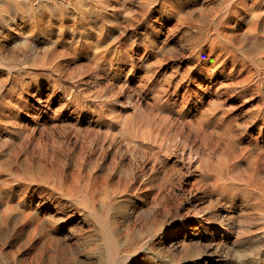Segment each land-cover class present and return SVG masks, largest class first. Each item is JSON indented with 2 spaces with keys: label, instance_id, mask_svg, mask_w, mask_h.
Masks as SVG:
<instances>
[{
  "label": "rangeland",
  "instance_id": "374dc122",
  "mask_svg": "<svg viewBox=\"0 0 264 264\" xmlns=\"http://www.w3.org/2000/svg\"><path fill=\"white\" fill-rule=\"evenodd\" d=\"M119 1L123 3L122 6ZM119 1L110 0L113 7L109 9V14L110 15L115 14L116 15L115 18L109 19V21L100 20L99 22H97V24L96 23L91 24L90 25L91 32H84V30L81 28L77 29L75 32H71L73 30L71 26L74 24V22L66 21L64 23V34H63L65 36H62V40H61L62 43L60 42L57 43L56 44L58 45L57 47L55 45V49L56 48L57 49L52 55L49 56L47 60L48 61L47 66H45V69L43 68L44 75L41 78H39L37 81L36 79H30L32 83L29 80L27 81L28 82L27 84L25 83V85L24 84L23 85L14 84L13 86V84L7 83L6 81L8 79L7 74L2 73V72L0 73L3 76L1 77L0 75V83L1 82L5 83L4 87L0 89V117H1L0 123L3 125L6 124V126H10L5 131H3V135L4 134L6 135H4L1 140H3L4 138H7V139L0 141L1 143L0 144L1 145L0 146V149H1L0 150V163L2 164V165L0 164L1 166L0 169L3 166V168L0 170V186H1L0 189L3 192L0 195V204L2 205V203L5 202L6 200L10 201L11 202L10 204L12 206H14L16 203H19L18 205L16 204L15 206L18 209L20 205L22 206L24 203L26 204L29 203L30 199L39 201L40 199L45 198L44 199L45 201L42 200V203H40V206L38 209L40 212L44 213L45 211L44 208H49L48 216L46 215L44 217V220L40 224V230L41 229L43 230L39 231L40 235H37V237L32 240L28 236V231L33 226L27 227L29 224L26 225V223L24 224L25 221H22V219L25 220L23 216L25 215L26 211L24 209H22L24 210V212H21V210H17L14 207V211L12 212V214L15 215V214L22 213V216L16 219H11L8 223L0 222V235H1L0 236V246H1L0 247V264H7V263L14 264L13 262H15L16 264H18V262L19 264H35L37 261L36 260L37 258L39 261H37L36 264L40 262H41L40 264H54V263L64 264L65 262L67 264L69 263L78 264L77 262H79V260H81L79 264H90L91 260H92L91 264H94V260L91 258L92 255L89 257L90 249L92 246H94V243L91 241L92 239L90 240L89 238L90 236L89 227L85 223H83L84 221H82V220H85L86 218L84 216H80L79 214L73 213L72 209L68 208V206L64 204V200L62 197L58 196V194L52 195L51 191H49L51 190L49 186L44 184L42 181H39L40 178L48 177V176L52 178L56 176V178L54 179H57V178L58 179H62V178L70 179L72 178V176L76 175V172L78 174L80 170H81L80 174L82 175L84 173L82 176H85V177L87 176V178L88 176L89 177L97 176V179L100 181L103 180L101 178H104L103 181L107 183V188L109 191L118 192L123 195L125 194L124 198H122L123 200L128 201L127 200L128 198L133 197L132 198L133 200H131V203L127 205V207H125V209L128 211L129 221H130L127 224H133V225L135 224V226L138 227L139 230L142 229V231L144 232L148 231V227L149 229H152L155 225H158V224L166 225L170 227L175 226L177 228L178 232L173 233L172 235H177V236L179 235L181 239L178 242L173 240L171 243L167 244V247L165 248V250L161 252V254L157 257L156 259L157 262L156 260H151V261L141 260V262L137 264H148V263L158 264V262L160 261L165 262L166 264H264V247H263L264 246V238H263L264 237V232H263L264 231V211L258 207V204H259L258 202L261 201L263 198V186H264V72L262 73V71H264V31H263L264 30V19H263L264 0H248V1L245 0L246 2V3L244 2L245 6L244 5L238 6L236 4H232V6L228 7L227 9L225 8L226 10L224 9V6L220 5L221 0H190V1L189 0H138V1L137 0H127V2L126 0H124V2L123 0L122 1L119 0ZM130 1H132L133 3ZM216 1H218L219 4H217ZM212 3L213 4L216 3L215 5L217 7L215 5L211 6ZM121 7L124 9H122ZM258 7L260 9L262 8L263 10L261 9L262 11H260ZM128 8L129 10L131 9V11L127 12ZM143 8L145 9V11ZM121 10L122 11L125 10L126 12L125 11L122 12ZM151 10L152 12H150ZM158 10H160L161 13ZM117 11H119L118 14H116ZM205 11H206V15H205ZM219 12H220V15H219ZM255 13L258 15H255ZM205 16L207 18H205ZM260 16L262 17L261 19H260ZM210 17L212 18L215 17V18L211 19ZM226 17L228 18V21H223ZM254 17H255L256 24H255V27L251 30L252 31L251 33L249 31L250 30L249 28H250V24L252 20L254 19ZM235 18H237L238 20L237 19L235 20ZM124 20H125V23H124ZM214 20H216L219 23V26H218L219 31L221 30L222 32L226 31L228 35L225 34L226 35L225 39L227 37L228 39L226 40L218 39L219 41L217 40L214 43V44L217 43L216 45L214 44L211 45L207 36L209 37L211 36V34L215 36L216 34L217 27L216 26L214 27L211 23ZM258 20L260 21L258 22ZM204 21L205 22L207 21V22L205 23ZM230 22L232 24H230ZM104 23L107 25L106 31H104L105 28L101 29V26ZM223 23H225L226 25L223 26L224 25ZM258 23L260 26L258 25ZM118 25L119 26L122 25V27H119ZM55 27L57 28L56 24H54L52 28L55 29ZM222 27H224V29ZM210 28H212V31ZM232 29L234 31H232ZM261 29L263 30L261 31ZM56 34L57 32L53 34L52 38L48 40H50L51 42L55 41L56 36H57ZM237 34L238 36H236ZM260 34H261V37H260ZM80 40H82V42ZM34 41L36 43L35 45L33 43L28 48L22 47V50L19 51L20 53L18 52L21 58L31 55L34 51L42 52L46 48L45 42L47 41V38L45 39L43 36H41L35 39ZM235 41L238 44H236ZM249 41L251 43H249ZM150 42H151V45H149ZM252 42L253 43L255 42V43L253 44ZM233 43L237 46L235 47ZM80 44L81 46H79ZM250 44H252L253 47ZM72 45L81 47L83 51L81 50L80 53L74 52ZM92 46L93 48L94 47L97 48V50L95 48L92 49ZM70 47L72 48L71 52L73 54L70 52V49H71ZM30 50H33V51H30ZM220 50L221 51L223 50V51L220 52ZM226 50L228 54L226 53ZM26 52L28 53V55ZM233 52L235 53V55ZM14 53L15 52H13L11 48H8L5 55L8 57H11L12 55L15 56L18 54V53H15V54ZM70 54L72 58L70 57ZM58 56L59 58H61L60 60H58L59 59ZM63 57H66V58H63ZM55 60H57V62ZM62 61H65L68 64ZM115 63L117 66L115 65ZM49 64L51 66H49ZM96 64H97V67H96ZM54 68L56 69V72L60 70L59 71L60 73L54 72L55 71ZM61 73H63V75ZM82 75L83 77H81ZM111 76H113V78ZM67 77L72 78V79L67 81V79H69ZM76 77L78 78V80L76 79ZM79 78H82V79H79ZM85 80L87 82L90 80L88 82L89 84ZM206 85L209 87H207ZM70 86L72 89L70 88ZM46 96H47V99H46ZM70 98L72 99V102ZM182 98H184V100ZM37 99L38 100L40 99L41 102L38 101ZM73 99L74 101L75 100L76 101L74 102ZM132 100H134L135 102ZM138 100H139V103H141L140 112L135 114L134 108L136 107ZM3 101H8V102L4 103ZM71 105H73V107ZM19 107L20 108L22 107V108L20 109ZM179 107L181 108L182 112L180 111ZM23 108L25 109L23 110ZM196 111L198 112L196 113ZM126 112H127V115H125ZM166 112H168L169 114ZM185 112L187 113V116ZM119 113H122V115H124L122 116V119H125L127 121H131L133 120V118H136V120H139L142 118H148V119H155V122L159 128L162 125L160 128L162 141L158 140L157 142H152L151 144L153 148L152 151L135 155L137 162L135 161V156H133L130 153H128L127 155V152L123 151L125 149L117 151L118 146H121L123 148V146L125 147V145L127 144V143H124L126 142L125 140H122L120 137L118 138L117 136V135L120 136V129L115 126V122L118 120L117 117ZM172 116H174V118ZM185 117L187 118V120ZM98 118L100 119V121ZM13 120H15L14 123H12ZM18 121L19 122L21 121L20 122L21 124H19ZM31 122L33 123V125ZM16 123H17V126H16ZM95 123L96 124L98 123V124L96 125ZM36 125H38L39 127ZM20 126L24 127L25 130L27 131L25 137H22V138L20 137L19 132H16V130H19L20 128H22ZM210 127L212 129H210ZM12 132H15L13 133L14 135L12 134ZM177 132H179L180 135ZM35 133L36 135H33ZM201 133L202 135H200ZM35 136H36V139H35ZM177 136H179V138ZM176 138H178V140ZM181 138L183 139V141ZM19 139L21 140L19 141ZM114 139H116V141L119 144L118 143L115 144ZM34 142H36L38 145L36 143L34 144ZM176 144L178 146H176ZM31 145L35 147V149ZM184 147H187L188 149L191 147L189 149L190 151ZM172 149H174V151ZM219 150L220 151L222 150V151L220 152ZM10 151L11 153H9ZM115 151L117 152V155L114 154L116 153ZM177 151L179 152L177 153ZM190 152L192 154H190ZM170 153L171 154L173 153V155H171ZM206 153H207V156L205 155ZM188 154L190 155L188 156ZM151 155L153 156V158ZM164 155H166L165 156L166 158L164 157ZM4 156L10 157V158H6V157L4 158ZM121 156H122V159L120 158ZM124 156L126 157L124 158ZM155 156L158 158H156ZM159 156H162V157H159ZM224 158H226L227 161H229V163H237L235 167L231 169L232 174H233L232 176H234L233 179L235 180V184L237 185L243 184L246 182L247 179L251 178L252 187H251V184H249L250 186L247 190L237 189L235 191V195H234V191L231 193L232 196L231 194L221 195L211 189L212 187L208 185V183L210 184V182H208L209 180L207 181V178L205 180L204 177H201L200 171L197 170L196 167L188 166V163H200L201 161H207V162L213 161L212 163H216L215 161L218 162L219 159H224ZM123 159H124V162L122 161L120 162V160H123ZM6 160H7V164H6ZM131 160L133 162H131ZM150 161L153 164H150L151 163ZM8 162L13 163L12 166ZM143 162L146 164H143ZM159 162L162 164L157 165V163ZM129 163L130 164L132 163L131 165L133 169L131 168V165ZM137 163H139V165L141 166H139ZM164 163L166 164L165 166H164ZM115 164L117 165L115 166ZM167 164H168V167H167ZM184 164H185V167H184ZM6 165L7 166L9 165V166L7 167ZM84 165H85V168H84ZM161 165H163V167ZM22 166H23V170L25 169L24 172L22 170ZM243 166L245 167V170L244 168H242ZM4 167H7L8 169L5 168L6 170L5 171ZM11 167L12 168L14 167L13 170H11L12 169ZM27 168H28V171L26 170ZM141 168H142V171H140ZM30 170H33V171L30 172ZM44 170L46 174L45 172H43ZM138 170L142 173L144 171L145 172L142 174ZM185 170L187 171V173L185 172ZM25 172L26 173L29 172L30 174L29 173L26 174ZM33 172L35 175H37L38 173V175L35 176ZM109 173L111 175H109ZM10 174L14 178L11 177ZM179 174L181 175V177H179L180 176ZM188 174H192V175H188ZM15 175L16 176L19 175V176L16 177ZM126 175H129L128 176L129 178H127ZM175 175H176V178H175ZM2 176L3 178H1ZM125 177L127 178V180ZM30 179H32V181H30ZM145 179H147L148 182L145 181ZM11 180L12 182H10ZM1 181H5V182L1 183ZM110 181H113V182H110ZM31 183L33 185H31ZM127 183L128 184L130 183L129 186ZM176 183L178 185L181 184V186L176 185ZM22 184H23V187H22ZM202 184L204 185V187ZM7 185H8L7 187L8 189L6 188ZM175 185L178 187V189L180 187V190H178ZM255 185H256V188H255ZM185 186H187V188ZM205 186H207V188ZM34 187L35 189H33ZM169 188L172 190H169ZM191 189L193 193L190 192ZM195 189L196 190L198 189V190L196 191ZM256 189H258V191ZM8 190L9 192H7ZM20 190H22V193L20 192ZM137 190L140 192H138ZM200 190L201 191L203 190V192H201ZM39 192L42 194H40ZM259 193H260V196H259ZM23 194L24 195L26 194V195L24 196ZM167 194H168V197H167ZM241 194L243 197L241 196ZM3 195L5 198L3 197ZM208 195H210V197ZM49 196L51 197L48 198ZM224 197H226V199H224L223 201ZM24 198L26 200H24ZM258 198H260L261 200H259ZM52 199L53 200L55 199L54 202ZM143 200L145 201L143 202ZM37 201L34 202V205L37 203ZM158 201L160 204H158ZM162 201H165V202H162ZM1 205H0V208H1ZM155 206H157V208ZM163 206H165V208ZM145 208H148V209H145ZM163 208L165 209L164 211H163ZM139 209L141 210L143 209L142 213L141 211H139ZM59 210H61V212ZM0 213H1V209H0ZM66 213L67 214L69 213L68 214L70 215L69 218ZM134 213H135V216H134ZM154 213L155 215L157 214L156 221H154L156 218ZM61 217L62 219H60ZM54 220H59V221H54ZM159 220H161V222ZM31 221L32 219H29V222ZM16 222H18V226ZM50 222H51V225H50ZM21 223L23 226L21 225ZM19 224L21 225V227L19 226ZM75 224L76 226H74ZM80 225L81 227H79ZM16 226L19 227L18 230ZM69 226L72 228H70ZM51 228L52 229L54 228V229L52 230ZM73 228H75L76 230ZM45 229H47L46 230L47 232L45 231ZM80 229H82L83 231ZM49 231H52V232L49 233ZM74 231L77 233L74 234L75 233ZM79 232L82 233L81 238H80ZM64 233L67 238L66 241L63 239L64 237L62 236V234ZM15 235H17L18 237H16ZM86 235L88 238L86 237ZM38 236L40 237L38 238ZM49 236H52V237L55 236L53 241L50 243L51 246L49 242L47 241V238ZM68 236H70V238ZM76 236L79 238H77ZM257 236L258 238H255ZM10 237H11V240L9 239ZM212 237H214V239ZM15 239L17 240V242ZM58 239H60V241ZM73 239L75 240L73 241ZM77 239H79L80 241H77ZM11 241H14L13 244ZM31 241L33 242L32 243L33 245L30 244ZM89 241L92 243H90ZM4 242H6L7 244ZM214 242L220 243V245L218 244L217 246ZM24 243L26 244L24 245ZM56 243L58 244V246ZM55 245H56V248L58 249L55 248ZM72 245L75 246L76 248L74 249ZM89 246L91 247L89 248ZM86 248L89 252L85 250ZM171 250H172V253H171ZM3 251L5 252L3 253ZM82 252H84L83 255H82ZM85 252L88 253L89 255L85 254ZM80 253L81 255H79ZM6 254L7 255L9 254V256H7ZM10 254L13 257H10L11 256ZM14 254H15V259H13ZM2 255L5 256L6 258L3 257ZM34 255H35V259L33 257ZM52 256L54 258H52ZM136 257L141 259L143 256L138 254ZM32 258L34 260H32ZM80 258H83V259H80ZM167 258H169V260ZM7 259H8V262H7ZM60 259H62L64 263H62ZM28 260H29V263H28ZM31 260H32V263H31ZM83 260L84 261L86 260L87 263L86 262L81 263ZM134 264H136V262Z\"/></svg>",
  "mask_w": 264,
  "mask_h": 264
},
{
  "label": "bare ground",
  "instance_id": "6f19581e",
  "mask_svg": "<svg viewBox=\"0 0 264 264\" xmlns=\"http://www.w3.org/2000/svg\"><path fill=\"white\" fill-rule=\"evenodd\" d=\"M115 1V0H114ZM119 1V0H118ZM122 1V0H121ZM138 1V0H137ZM190 1V0H189ZM248 1V0H247ZM120 2V1H119ZM123 2H124V0H123ZM126 2H127V0H126ZM130 2H132V1H130ZM162 2V1H161ZM187 2V1H186ZM195 2V1H194ZM201 2V1H200ZM214 2V1H213ZM217 2V4H219L218 3V1H216ZM221 2V4L220 5H222V6H224V9L226 8H228V7H230V6H232V4H236V5H238V6H240V5H244L246 2H245V0H221L220 1ZM245 2V3H244ZM118 3V2H117ZM121 3V2H120ZM133 3V2H132ZM136 3V2H135ZM160 3V2H159ZM165 3V2H164ZM177 3V2H176ZM190 3V2H189ZM257 3V2H256ZM122 4L123 3H121V6H122ZM142 4V3H141ZM204 4V3H203ZM216 3H212V5L211 6H213V5H215ZM263 4V3H262ZM137 5V4H136ZM139 5V4H138ZM144 5V4H143ZM182 5V4H181ZM196 5V4H195ZM117 6V5H116ZM119 6V5H118ZM133 6V5H132ZM152 6V5H151ZM216 6V5H215ZM245 6V5H244ZM243 6V7H244ZM247 6V5H246ZM256 6V5H255ZM113 7V5L111 4V2H110V0H0V73L2 72V73H5V74H7V77H8V79L6 80L7 81V83H10V84H13V86H14V84H24L25 85V83L27 84L28 82L27 81H29L30 79H36V81L39 79V78H41L43 75H44V73H43V68L45 69V66H47V60H48V58H49V56L50 55H52L54 52H55V50L57 49H55V45L57 44V43H62L61 42V40H62V36H65V35H63L64 34V23L66 22V21H73L74 22V24L71 26L72 28H73V30L71 31V32H75L77 29H79V28H81V29H83L84 30V32H91V27H90V25L91 24H97V22H99L100 20H106V21H109V19H114L115 18V14H113V15H110L109 14V9L110 8H112ZM120 7V6H119ZM127 7H128V5H127ZM134 7V6H133ZM143 7V6H142ZM217 7V6H216ZM215 7V8H216ZM237 7V6H236ZM242 7V6H241ZM122 8V7H121ZM173 8V7H172ZM239 8V7H238ZM259 8V7H258ZM120 9V8H119ZM122 9H124V8H122ZM127 9V8H126ZM144 9V8H143ZM190 9V8H189ZM205 9V8H204ZM217 9V8H216ZM221 9V8H220ZM219 9V10H220ZM225 9V10H226ZM237 9V8H236ZM244 9V8H243ZM260 9V8H259ZM262 9V8H261ZM260 9V11H262ZM154 10V9H153ZM171 10V9H170ZM238 10V9H237ZM122 11V10H121ZM123 11H125V10H123ZM122 11V12H123ZM129 11H131V9L129 10V8H128V11L127 12H129ZM144 11H145V9H144ZM159 12H160V10H158ZM212 11V10H211ZM214 11V10H213ZM118 12L119 11H117V13L116 14H118ZM126 12V11H125ZM150 12H152V10L150 11ZM201 12V11H200ZM204 12V11H203ZM215 12V11H214ZM214 12H212V13H214ZM223 12V11H222ZM241 12V11H240ZM254 12H255V10H254ZM161 13V12H160ZM199 13V12H198ZM208 13V12H207ZM231 13V12H230ZM251 13V12H250ZM170 14V13H169ZM204 14V13H203ZM252 14V13H251ZM261 14V13H260ZM264 14V13H263ZM205 15H206V11H205ZM209 15V14H208ZM213 15V14H212ZM211 15V16H212ZM218 15V14H217ZM219 15H220V12H219ZM218 15V16H219ZM246 15V14H245ZM255 15H258V14H256L255 13ZM118 16V15H117ZM198 16H199V14H198ZM203 16V15H202ZM244 16V15H243ZM247 16V15H246ZM261 16H263V15H261ZM260 16V19L262 18ZM119 17V16H118ZM117 17V18H118ZM209 17V16H208ZM216 17V16H215ZM215 17H213V18H215ZM231 17V16H230ZM230 17H229V19H230ZM248 17H249V15H248ZM247 17V18H248ZM258 17V16H257ZM148 18V17H147ZM204 18V17H203ZM205 18H207L206 16H205ZM211 19H213L212 17H210ZM217 18V17H216ZM125 19H127V18H125ZM237 18H235V20H236ZM263 19H264V17H263ZM161 20V19H160ZM234 20V19H233ZM232 20V21H233ZM238 20V19H237ZM241 20V19H240ZM120 21H122V20H120ZM223 21H228V18L226 17ZM260 20H258V22H259ZM205 22V21H204ZM207 22V21H206ZM205 22V23H206ZM261 22H262V20H261ZM124 23H125V20H124ZM201 23H203V22H201ZM212 23V25L215 27H217V30H216V34H215V36L214 35H212L211 34V36H207V38H208V40H209V42L211 43V45L212 44H214L218 39H225V37H226V35L225 34H227L226 33V31L225 32H222V28L224 29V27H222L220 30L221 31H219V29H218V26H219V23L216 21V20H214L213 22H211ZM235 23V22H234ZM233 23V24H234ZM238 23V22H237ZM54 24H56L57 25V28L55 27V29H53L52 27H53V25ZM123 24V23H122ZM224 25L223 26H225L226 24L225 23H223ZM230 24H232L231 22H230ZM255 17H254V19L252 20V22H251V24H250V32L252 33V29L255 27ZM70 25V24H69ZM211 25V26H212ZM222 25V24H221ZM258 25H259V23H258ZM119 26V25H118ZM148 26V25H147ZM156 26V25H155ZM211 26H209V27H211ZM228 26V25H227ZM260 26V25H259ZM114 27H116V26H114ZM119 27H122V25H120ZM119 27H117V28H119ZM154 27V26H153ZM197 27H198V25H197ZM229 27V26H228ZM258 27V26H257ZM256 27V28H257ZM105 28V30L104 31H106V28H107V25L104 23L102 26H101V29H104ZM237 28H238V26H237ZM122 29V28H121ZM211 29V31H212V28H210ZM112 30H113V28H112ZM111 30V31H112ZM214 30V29H213ZM231 30V29H230ZM245 30V29H244ZM263 29H261V31H262ZM79 31V30H78ZM110 31V30H109ZM117 31V30H116ZM119 31H120V29H119ZM160 31V30H159ZM210 31V32H211ZM229 31V30H228ZM232 31H234L233 29H232ZM241 31V30H240ZM239 31V32H240ZM264 31V30H263ZM57 32V36H56V40L55 41H53V42H51L50 40H48V39H50V38H52V35L53 34H55ZM147 32V31H146ZM149 32V31H148ZM202 32V31H201ZM203 32H205V31H203ZM209 32V33H210ZM78 33V32H77ZM109 33V32H108ZM112 33V32H111ZM157 33V32H156ZM73 34V33H72ZM81 34V33H80ZM87 34V33H86ZM114 34V33H113ZM118 34V33H117ZM259 34V33H258ZM263 34V33H262ZM71 35V34H70ZM91 35V34H90ZM152 35V34H151ZM228 35V34H227ZM232 35V34H231ZM230 35V36H231ZM41 36H43L45 39L47 38V41L45 42V49L42 51V52H40V51H34L31 55H29V56H27V57H20V52L19 51H21L22 50V47H30L33 43H34V45L36 44L35 43V39H37V38H39V37H41ZM78 36H80V35H78ZM82 36H84V35H82ZM112 36V35H111ZM143 36V35H142ZM233 36V35H232ZM235 36V35H234ZM236 36H238V34L236 35ZM243 36V35H242ZM241 36V37H242ZM55 37V36H54ZM72 37V36H71ZM86 37V36H85ZM259 37V36H258ZM260 37H261V34H260ZM67 38V37H66ZM101 38V37H100ZM167 38V37H166ZM203 38V37H202ZM201 38V39H202ZM230 38V37H229ZM77 39V38H76ZM75 39V40H76ZM131 39H133V38H131ZM226 39H228V37L226 38ZM225 39V40H226ZM258 39H260V38H258ZM153 40V39H152ZM203 40V39H202ZM239 40V39H238ZM242 40V39H241ZM65 41H66V39H65ZM69 41V40H68ZM81 42H82V40H80ZM84 41V40H83ZM94 41V40H93ZM120 41V40H119ZM155 41V40H154ZM219 41V40H218ZM237 41V40H236ZM235 41V42H236ZM243 41V40H242ZM241 41V42H242ZM37 42V41H36ZM145 42V41H144ZM153 42V41H152ZM157 42V41H156ZM155 42V43H156ZM191 42V41H190ZM203 42V41H202ZM234 42V43H235ZM244 42H245V40H244ZM257 42V41H256ZM69 43V42H68ZM88 43V42H87ZM90 43V42H89ZM146 43V42H145ZM198 43V42H197ZM207 43V42H206ZM223 43V42H222ZM232 43V42H231ZM233 43V44H234ZM243 43V42H242ZM247 43V42H246ZM249 43H251L250 41H249ZM253 43V42H252ZM255 43V42H254ZM253 43V44H254ZM107 44V43H106ZM157 44V43H156ZM168 44V43H167ZM217 44V43H216ZM216 44H214V45H216ZM236 44H238L237 42H236ZM244 44V43H243ZM52 45H53V47H52ZM67 45V44H66ZM69 45V44H68ZM96 45V44H95ZM105 45V44H104ZM149 45H151V42H150V44ZM148 45V46H149ZM153 45H155V44H153ZM200 45V44H199ZM206 45V44H205ZM218 45H220V44H218ZM217 45V46H218ZM235 45V44H234ZM251 46H252V44H250ZM249 45V46H250ZM258 45V44H257ZM262 45V44H261ZM38 46V45H37ZM58 45H56V47H57ZM63 46H64V44H63ZM73 46V47H72ZM71 47L74 49V52H76V53H80L81 52V47H79V46H81V44L79 45V46H74V45H72ZM229 46V45H228ZM231 46V45H230ZM237 45H235V47H236ZM42 47V46H41ZM44 47V46H43ZM70 47V48H71ZM84 47V46H83ZM88 47H90V46H88ZM98 47V46H97ZM117 47V46H116ZM150 47H152V46H150ZM154 47V46H153ZM197 47V46H196ZM200 47V46H199ZM198 47V48H199ZM208 47V46H207ZM221 47H222V45H221ZM233 47V46H232ZM240 47V46H239ZM242 47V46H241ZM253 47V46H252ZM8 48H11V50H13V52H15V53H18L17 55H15V56H11V57H8V56H6L5 55V53L7 52V50H8ZM64 48V47H63ZM69 48V49H70ZM72 48L70 49V52H71V50H72ZM95 48V47H94ZM93 48V46H92V49H94ZM119 48V47H118ZM145 48H146V46H145ZM204 48V47H203ZM217 48V47H216ZM219 48V47H218ZM225 48V47H224ZM223 48V49H224ZM238 48V47H237ZM84 49V48H83ZM96 50H97V48H95ZM206 49V48H205ZM222 49V48H221ZM234 49V48H233ZM239 49V48H238ZM247 49H249V48H247ZM251 49V48H250ZM38 50V49H37ZM41 50V49H40ZM96 50H94V51H96ZM116 50H117V48H116ZM115 50V51H116ZM146 50V49H145ZM229 50V49H228ZM246 50V49H245ZM27 51V50H26ZM30 51H33V50H30ZM58 51V50H57ZM83 51V50H82ZM85 51V50H84ZM90 51V50H89ZM92 51V50H91ZM119 51V50H118ZM131 51V50H130ZM223 51V50H222ZM221 50H220V52H222ZM65 52V51H64ZM68 52H69V50H68ZM86 52H87V50H86ZM206 52V51H205ZM210 52V51H209ZM208 52V53H209ZM212 52V51H211ZM258 52V51H257ZM14 53V54H15ZM27 53V52H26ZM72 53V52H71ZM94 53V52H93ZM121 53V52H120ZM215 53V52H214ZM226 53H227V50H226ZM234 53V52H233ZM22 54H23V52H22ZM73 54V53H72ZM82 54H84V53H82ZM85 54H87V53H85ZM97 54V53H96ZM210 54V53H209ZM217 54V53H216ZM222 54V53H221ZM228 54V53H227ZM9 55H11V54H9ZM27 55H28V53H27ZM68 55H69V53H68ZM79 55V54H78ZM218 55V54H217ZM232 55V54H231ZM234 55H235V53H234ZM249 55V54H248ZM219 56V55H218ZM69 57V56H68ZM70 57L72 58V56H71V54H70ZM69 57V58H70ZM73 57H75V56H73ZM84 57V56H83ZM86 57V56H85ZM88 57V56H87ZM217 57V56H216ZM58 58H59V56H58ZM63 58H66V57H63ZM68 58V59H69ZM122 58V57H121ZM132 58V57H131ZM221 58V57H220ZM242 58V57H241ZM61 58H59L58 60H60ZM90 59V58H89ZM219 59V58H218ZM224 59V58H223ZM226 59V58H225ZM235 59V58H234ZM76 60H78V59H76ZM92 60V59H91ZM113 60V59H112ZM115 60V59H114ZM119 60V59H118ZM232 60V59H231ZM56 62H57V60H55ZM54 61V62H55ZM70 61V60H69ZM88 61V60H87ZM144 61V60H143ZM220 61H221V59H220ZM53 62V63H54ZM62 62H65V61H62ZM95 62V61H94ZM93 62V63H94ZM113 62V61H112ZM111 62V63H112ZM66 63V62H65ZM56 64V63H55ZM61 64V63H60ZM66 64H68V63H66ZM102 64V63H101ZM62 65V64H61ZM113 65V64H112ZM115 65H116V63H115ZM114 65V66H115ZM122 65V64H121ZM137 65V64H136ZM49 66H51L50 64H49ZM67 66V65H66ZM117 66V65H116ZM55 67V66H54ZM62 67H64V66H62ZM96 67H97V64H96ZM134 67V66H133ZM48 68H50V67H48ZM59 68V67H58ZM70 68V67H69ZM115 68V67H114ZM120 69V68H119ZM54 72H56V69L54 68ZM64 70V69H63ZM81 70V69H80ZM123 70V69H122ZM121 70V71H122ZM60 71V70H59ZM59 71H57L58 73H60ZM95 71V70H94ZM110 71V70H109ZM56 72V73H57ZM62 72H64V71H62ZM96 72V71H95ZM264 71H262V73H263ZM55 73V74H56ZM261 73V74H262ZM54 74V73H53ZM62 75H63V73H61ZM73 74V73H72ZM72 74H70V75H72ZM114 74H115V72H114ZM122 74V73H121ZM1 75V77H3L2 76V74H0ZM47 75V74H46ZM80 75V74H79ZM95 75V74H94ZM5 76V75H4ZM65 76V75H64ZM93 76V75H92ZM96 76V75H95ZM51 77V76H50ZM53 77H54V75H53ZM81 77H83V75L81 76ZM112 78H113V76H111ZM59 78V77H58ZM67 78H69V77H67ZM101 78V77H100ZM103 78V77H102ZM259 78V77H258ZM70 79H72V78H69V79H67V81L68 80H70ZM75 79V78H74ZM74 79H73V81H74ZM76 79L78 80V78L76 77ZM75 79V80H76ZM79 79H82V78H79ZM88 79V78H87ZM94 79V78H93ZM116 79V78H115ZM1 80H3V79H1ZM43 80V79H42ZM51 80V79H50ZM66 80V79H65ZM83 80H84V78H83ZM91 80V79H90ZM89 80V81H90ZM98 80H99V78H98ZM33 81V80H32ZM52 81H53V79H52ZM61 81V80H60ZM72 81V80H71ZM86 81V80H85ZM88 81V82H89ZM262 81V80H261ZM30 82H31V80H30ZM87 82V81H86ZM87 82V83H88ZM92 82V81H91ZM32 83V82H31ZM30 83V84H31ZM47 83V82H46ZM49 83H50V81H49ZM62 83V82H61ZM4 84L5 83H3V82H1L0 83V89H2L3 87H4ZM37 84V83H36ZM63 84V83H62ZM67 84V83H66ZM89 84V83H88ZM95 84V83H94ZM93 84V85H94ZM126 84V83H125ZM138 84V83H137ZM261 84V83H260ZM19 85V86H20ZM61 85V84H60ZM76 85V84H75ZM74 85V86H75ZM97 85V84H96ZM32 86H34V85H32ZM32 86H31V88H32ZM40 86V85H39ZM69 86V85H68ZM78 86V85H77ZM85 86H86V84H85ZM88 86V85H87ZM143 86V85H142ZM207 86V85H206ZM254 86V85H253ZM6 87H7V85H6ZM9 87V86H8ZM17 87V86H16ZM22 87H24V86H22ZM43 87V86H42ZM59 87H61V86H59ZM65 87H67V86H65ZM64 87V88H65ZM80 87V86H79ZM127 87V86H126ZM140 87V86H139ZM207 87H209V86H207ZM206 87V88H207ZM12 88V87H11ZM39 88V87H38ZM48 88V87H47ZM69 88V87H68ZM70 88H71V86H70ZM75 88V87H74ZM261 88V87H260ZM10 89V88H9ZM24 89V88H23ZM28 89V88H27ZM72 89V88H71ZM80 89V88H79ZM151 89V88H150ZM202 89V88H201ZM14 90V89H13ZM12 90V91H13ZM22 90V89H21ZM26 90V89H25ZM35 90V89H34ZM74 90V89H73ZM149 90V89H148ZM16 91V90H15ZM23 91V90H22ZM27 91V90H26ZM38 91V90H37ZM52 91V90H51ZM206 91V90H205ZM28 92V91H27ZM54 92V91H53ZM60 92V91H59ZM58 92V93H59ZM66 92V91H65ZM76 92V91H75ZM79 92V91H78ZM17 93V92H16ZM95 93H96V91H95ZM98 93V92H97ZM124 93V92H123ZM136 93V92H135ZM31 94V93H30ZM36 94V93H35ZM64 94V93H63ZM70 94V93H69ZM73 94H75V93H73ZM79 94V93H78ZM81 94V93H80ZM13 95V94H12ZM23 95V94H22ZM27 95V94H26ZM32 95V94H31ZM60 95V94H59ZM82 95V94H81ZM88 95V94H87ZM102 95V94H101ZM127 95V94H126ZM146 95V94H145ZM196 95V94H195ZM2 96V95H1ZM15 96V95H14ZM30 96V95H29ZM54 96V95H53ZM70 96V95H69ZM83 96V95H82ZM135 96V95H134ZM9 97V96H8ZM13 97V96H12ZM22 97V96H21ZM26 97V96H25ZM33 97V96H32ZM52 97V96H51ZM59 97V96H58ZM97 97V96H96ZM140 97V96H139ZM145 97V96H144ZM23 98V97H22ZM28 98V97H27ZM37 98H39V97H37ZM66 98V97H65ZM81 98V97H80ZM89 98V97H88ZM102 98V97H101ZM100 98V99H101ZM133 98V97H132ZM141 98V97H140ZM139 98V99H140ZM146 98V97H145ZM25 99V98H24ZM34 99H35V97H34ZM42 99V98H41ZM46 99H47V96H46ZM50 99V98H49ZM71 99V98H70ZM78 99V98H77ZM183 100H184V98H182ZM187 99V98H186ZM211 99V98H210ZM2 100V99H1ZM9 100V99H8ZM38 100V99H37ZM145 100V99H144ZM147 100V99H146ZM18 101V100H17ZM22 101V100H21ZM29 101V100H28ZM38 101H40V99L38 100ZM49 101V100H48ZM70 101V100H69ZM73 101H74V99H73ZM76 101V100H75ZM74 101V102H75ZM96 101V100H95ZM99 101V100H98ZM132 101H134V100H132ZM170 101V100H169ZM187 101V100H186ZM4 103L6 102H8V101H3ZM15 102H16V100H15ZM32 102V101H31ZM41 102V101H40ZM51 102V101H50ZM71 102H72V99H71ZM70 102V103H71ZM79 102V101H78ZM81 102H83V101H81ZM97 102V101H96ZM117 102V101H116ZM135 102V101H134ZM137 102V101H136ZM153 102V101H152ZM159 102V101H158ZM209 102V101H208ZM213 102H214V100H213ZM43 103V102H42ZM41 103V104H42ZM49 103V102H48ZM60 103V102H59ZM69 103V102H68ZM88 103V102H87ZM94 103V102H93ZM146 103V102H145ZM189 103V102H188ZM45 104V103H44ZM47 104V103H46ZM54 104V103H53ZM61 104V103H60ZM100 104V103H99ZM127 104H129V103H127ZM140 104L141 103H139V100H138V102H137V104H136V107L134 108L135 109V114H137V113H139L140 112ZM170 104V103H169ZM173 104H175V103H173ZM209 104V103H208ZM212 104V103H211ZM10 105V104H9ZM25 105V104H24ZM39 105V104H38ZM90 105H92V104H90ZM112 105V104H111ZM158 105V104H157ZM59 106V105H58ZM72 107H73V105H71ZM109 106V105H108ZM130 106H132V105H130ZM147 106V105H146ZM145 106V107H146ZM169 106V105H168ZM167 106V107H168ZM3 107V106H2ZM1 107V108H2ZM5 107V106H4ZM14 107V106H13ZM36 107H38V106H36ZM69 107V106H68ZM89 107V106H88ZM93 107V106H92ZM101 107H102V105H101ZM116 107V106H115ZM149 107V106H148ZM20 108V107H19ZM22 108V107H21ZM20 108V109H21ZM27 108V107H26ZM31 108V107H30ZM51 108V107H50ZM118 108V107H117ZM122 108V107H121ZM128 108V107H127ZM180 108V107H179ZM178 108V109H179ZM25 108H23V110H24ZM44 109V108H43ZM64 109V108H63ZM100 109V108H99ZM115 109V108H114ZM171 109H172V107H171ZM202 109V108H201ZM16 110V109H15ZM36 110V109H35ZM50 110V109H49ZM59 110V109H58ZM121 110V109H120ZM161 110V109H160ZM169 110V109H168ZM175 110V109H174ZM33 111V110H32ZM42 111H44V110H42ZM54 111V110H53ZM132 111V110H131ZM142 111V110H141ZM170 111V110H169ZM180 111L182 112V110H181V108H180ZM2 112V111H1ZM5 112V111H4ZM35 112V111H34ZM58 112V111H57ZM129 112V111H128ZM164 112V111H163ZM172 112V111H171ZM198 111H196V113H197ZM33 113V112H32ZM39 113V112H38ZM166 113H168V112H166ZM186 113V112H185ZM185 113H184V115H185ZM15 114H17V113H15ZM25 114H26V112H25ZM29 114V113H28ZM27 114V115H28ZM34 114H36V113H34ZM92 114V113H91ZM159 114V113H158ZM169 114V113H168ZM11 115V114H10ZM30 115V114H29ZM38 115V114H37ZM36 115V116H37ZM49 115V114H48ZM96 115V114H95ZM125 115H127V112H126V114ZM183 115V116H184ZM190 115H192V114H190ZM31 116V115H30ZM105 116V115H104ZM122 116H124V115H122V113H119L118 114V120L115 122V126L117 127V128H119L120 129V136L119 135H117L118 136V138L120 137L122 140H125L126 142H124V143H127L126 145H125V147L123 146V148L121 147V146H118V150L117 151H120V150H122V149H125V150H123V151H125V152H127V155H128V153H130V154H132L133 156H135V155H137V154H141V153H145V152H150V151H152L153 150V148H152V142H157L158 140H161L162 141V139H161V126H160V128L158 127V125L156 124V122H155V119H148V118H142V119H139V120H136V118H133V120H131V121H127V120H125V119H122ZM142 116H143V114H142ZM186 116H187V113H186ZM199 116V115H198ZM3 117V116H2ZM6 117V116H5ZM135 117V116H134ZM173 118H174V116H172ZM176 117V116H175ZM215 117V116H214ZM1 118V117H0ZM16 118V117H15ZM24 118V117H23ZM41 118V117H40ZM121 118V119H120ZM128 118V117H127ZM171 118V117H170ZM186 118V117H185ZM4 119V118H3ZM5 119H7V118H5ZM13 119V118H12ZM32 119V118H31ZM99 119V118H98ZM172 119V118H171ZM177 119V118H176ZM179 119V118H178ZM192 119V118H191ZM198 119V118H197ZM196 119V120H197ZM201 119V118H200ZM30 120V119H29ZM90 120V119H89ZM183 120V119H182ZM186 120H187V118H186ZM14 121L15 120H13V122L12 123H14ZM17 121V120H16ZM99 121H100V119H99ZM98 121V122H99ZM105 121V120H104ZM175 121V120H174ZM178 121V120H177ZM204 121V120H203ZM19 122V121H18ZM21 122V121H20ZM19 122V124H21ZM37 122V121H36ZM90 122V121H89ZM97 122V121H96ZM162 122V121H161ZM216 122V121H215ZM24 123V122H23ZM29 123V122H28ZM32 123V122H31ZM42 123V122H41ZM176 123V122H175ZM25 124V123H24ZM35 124V123H34ZM96 124V123H95ZM98 124V123H97ZM96 124V125H97ZM112 124V123H111ZM163 124V123H162ZM182 124V123H181ZM213 124V123H212ZM11 125V124H10ZM13 125V124H12ZM26 125V124H25ZM32 125H33V123H32ZM39 125V124H38ZM38 125H36V126H38ZM42 125V124H41ZM44 125V124H43ZM105 125V124H104ZM107 125V124H106ZM173 125V124H172ZM180 125V124H179ZM202 125V124H201ZM16 126H17V123H16ZM23 126V125H22ZM22 126H20V127H22ZM102 126V125H101ZM186 126V125H185ZM10 126H6V124L5 125H3V124H1L0 123V141H3V140H5V139H7V138H4L3 140H1L2 138H3V136L4 135H6V134H4L3 135V131H5L7 128H9ZM20 127H18V128H20ZM32 127V126H31ZM35 127V126H34ZM39 127V126H38ZM90 127V126H89ZM178 127V126H177ZM180 127V126H179ZM193 127V126H192ZM213 127H214V125H213ZM28 128V127H27ZM26 128V129H27ZM114 128V127H113ZM176 128V127H175ZM205 128V127H204ZM217 128V127H216ZM228 128V127H227ZM100 129V128H99ZM169 129V128H168ZM189 129V128H188ZM210 129H212L211 127H210ZM9 130V129H8ZM8 130H7V132H8ZM12 130V129H11ZM34 130V129H33ZM195 130V129H194ZM216 130V129H215ZM214 130V131H215ZM219 130V129H218ZM103 131H104V129H103ZM117 131V130H116ZM115 131V132H116ZM173 131V130H172ZM208 131V130H207ZM231 131V130H230ZM16 132H19V134H20V137L22 138V137H25V135H26V130H25V128L24 127H22V128H20L19 130H16ZM37 132V131H36ZM181 132V131H180ZM216 132V131H215ZM221 132H222V130H221ZM223 132H225V131H223ZM228 132V131H227ZM10 133H11V131H10ZM9 133V134H10ZM13 133H15V132H12V134ZM80 133V132H79ZM178 134H179V132H177ZM176 133V134H177ZM185 133H186V131H185ZM198 133V132H197ZM196 133V134H197ZM219 133H220V131H219ZM32 134V133H31ZM177 134V135H178ZM216 134H218V133H216ZM14 135V134H13ZM33 135H36V133L35 134H33ZM43 135V134H42ZM180 135V134H179ZM199 135V134H198ZM200 135H202V133L200 134ZM9 136V135H8ZM204 136V135H203ZM232 136V135H231ZM230 136V137H231ZM10 137V136H9ZM12 137V136H11ZM15 137H17V136H15ZM97 137V136H96ZM108 137V136H107ZM165 137V136H164ZM178 138H179V136H177ZM184 137V136H183ZM182 137V138H183ZM199 137V136H198ZM223 137H224V135H223ZM227 137V136H226ZM112 138H114V137H112ZM117 138V137H116ZM117 138V139H118ZM178 138H176L177 140H178ZM181 138V139H182ZM217 138V137H216ZM18 139V138H17ZM35 139H36V136H35ZM108 139V138H107ZM166 139V138H165ZM206 139V138H205ZM230 139V138H229ZM8 140H9V138H8ZM21 139H19V141H20ZM33 140V139H32ZM31 140V141H32ZM228 140V139H227ZM18 141V140H17ZM18 141V142H19ZM108 141V140H107ZM118 141H120V140H118ZM182 141H183V139H182ZM220 141V140H219ZM80 142V141H79ZM114 142H115V144H117L118 142L116 141V139H114ZM176 142V141H175ZM187 142V141H186ZM185 142V143H186ZM196 142V141H195ZM227 142V141H226ZM23 143V142H22ZM21 143V144H22ZM28 143V142H27ZM36 142H34V144H35ZM92 143V142H91ZM123 143V144H124ZM170 143V142H169ZM169 143H167V144H169ZM181 143V142H180ZM1 144V143H0ZM21 144H20V146H21ZM34 144H33V146H34ZM37 144V143H36ZM54 144V143H53ZM108 144V143H107ZM119 144V143H118ZM122 144V145H123ZM163 144V143H162ZM177 144H179V143H177ZM176 144V146H178ZM182 144V143H181ZM219 144V143H218ZM236 144V143H235ZM38 145V144H37ZM93 145V144H92ZM105 145V144H104ZM188 145V144H187ZM1 146V145H0ZM27 146V145H26ZM32 146V145H31ZM30 146V147H31ZM32 146V147H33ZM36 146V145H35ZM112 146V145H111ZM114 146V145H113ZM116 146V145H115ZM154 146V145H153ZM163 146V145H162ZM167 146V145H166ZM169 146V145H168ZM18 147V146H17ZM87 147V146H86ZM170 147V146H169ZM180 147V146H179ZM189 147V146H188ZM216 147V146H215ZM214 147V148H215ZM21 148V147H20ZM27 148V147H26ZM34 149H35V147H33ZM32 148V149H33ZM105 148V147H104ZM111 148V147H110ZM171 148V147H170ZM181 148V147H180ZM184 148H187V147H184ZM191 148V147H190ZM189 148V149H190ZM193 148V147H192ZM217 148H218V146H217ZM188 149V148H187ZM188 149V150H189ZM216 149V148H215ZM1 150V149H0ZM18 150V149H17ZM29 150V149H28ZM52 150V149H51ZM112 150V149H111ZM116 150V149H115ZM161 150V149H160ZM164 150V149H163ZM173 151H174V149H172ZM185 150V149H184ZM229 150V149H228ZM21 151V150H20ZM91 151V150H90ZM122 151V152H123ZM168 151V150H167ZM190 151V150H189ZM198 151V150H197ZM220 151V150H219ZM222 151V150H221ZM220 151V152H221ZM26 152V151H25ZM116 152V151H115ZM124 152V153H125ZM162 152H164V151H162ZM179 151H177V153H178ZM183 152V151H182ZM185 152V151H184ZM210 152V151H209ZM7 153V152H6ZM9 153H11V151L9 152ZM154 153V152H153ZM181 153V152H180ZM230 153V152H229ZM23 154H25V153H23ZM22 154V155H23ZM114 154H116L117 155V152L116 153H114ZM165 154V153H164ZM171 154V153H170ZM175 154V153H174ZM190 154H192L191 152H190ZM190 154H188V156L190 155ZM235 154V153H234ZM6 155V154H5ZM34 155V154H33ZM125 155V154H124ZM158 155V154H157ZM168 155V154H167ZM171 155H173V153L171 154ZM183 155V154H182ZM182 155H181V157H182ZM206 156H207V153L205 154ZM209 155V154H208ZM244 155H246V154H244ZM9 156H10V154H9ZM120 156V155H119ZM131 156V155H130ZM145 156V155H144ZM152 156V155H151ZM166 155H164V157H165ZM186 156V155H185ZM211 156V155H210ZM10 158V157H7V156H4V158ZM20 157V156H19ZM23 157V156H22ZM21 157V158H22ZM25 157H26V155H25ZM108 157V156H107ZM126 156H124V158H125ZM156 157V156H155ZM159 157H162V156H159ZM171 157V156H170ZM193 157V156H192ZM195 157V156H194ZM200 157V156H199ZM239 157V156H238ZM3 158V159H4ZM11 158H13V157H11ZM121 159H122V156L120 157ZM119 158V159H120ZM134 158V157H133ZM144 158V157H143ZM152 158H153V156H152ZM156 158H158V157H156ZM166 158V157H165ZM176 158V157H175ZM187 158H189V157H187ZM197 158V157H196ZM217 158H218V156H217ZM106 159V158H105ZM110 159V158H109ZM129 159V158H128ZM151 159V158H150ZM161 159V158H160ZM164 159V158H163ZM168 159V158H167ZM166 159V160H167ZM177 159V158H176ZM184 159V158H183ZM244 159V158H243ZM8 160V159H7ZM7 160H6V164H7ZM22 160V159H21ZM34 160V159H33ZM115 160V159H114ZM126 160V159H125ZM133 160V159H132ZM131 160V162H133ZM146 160V159H145ZM144 160V161H145ZM153 160V159H152ZM182 160V159H181ZM180 160V161H181ZM213 160H215V159H213ZM4 161V160H3ZM2 161V162H3ZM10 161V160H9ZM124 162V159L123 160H120V162ZM130 161V160H129ZM135 161H136V156H135ZM143 161V160H142ZM147 161V160H146ZM165 161V160H164ZM179 161V160H178ZM190 161V160H189ZM195 161V160H194ZM16 162H17V160H16ZM119 162V163H120ZM137 162V161H136ZM151 162V161H150ZM162 162V161H161ZM167 162V161H166ZM192 162V161H191ZM213 162V161H212ZM212 162H207V161H201L200 163H188V166H190V167H192V166H194V167H196L197 168V170H199L200 171V176L201 177H204L205 178V180H206V178H207V181L208 182H210V184L208 183V185H210L211 187V189L213 190V191H215V192H217V193H219V194H221V195H229V194H231L233 191H234V195H235V191L237 190V189H239V190H247L248 188H249V184H251V182H252V179L251 178H249V179H247L246 180V182L245 183H243V184H240V185H237V184H235V180L233 179V177L234 176H232L233 174H232V168H234L235 167V165L237 164V163H229V161H227V159L226 158H224V159H219V161L217 162V161H215L216 163H212ZM249 162V161H248ZM8 163H10V162H8ZM19 163H20V161H19ZM108 163V162H107ZM135 163V162H134ZM133 163V164H134ZM181 163V162H180ZM179 163V164H180ZM247 163V162H246ZM1 164V163H0ZM11 164V166H12V164L13 163H10ZM18 164V163H17ZM118 164V163H117ZM117 164H115V166L117 165ZM125 164V163H124ZM123 164V165H124ZM127 164V163H126ZM130 164V163H129ZM132 164V163H131ZM130 164V165H131ZM138 165H139V163H137ZM143 164H146V163H144L143 162ZM150 164H153L152 162L150 163ZM158 164H162V163H157V165ZM2 165V164H1ZM22 165V164H21ZM29 165V164H28ZM105 165V164H104ZM122 165V164H121ZM135 165V164H134ZM166 164L164 163V166H165ZM181 165V164H180ZM244 165V164H243ZM7 166V165H6ZM9 166V165H8ZM7 166V167H8ZM14 166V165H13ZM16 166V165H15ZM77 166V165H76ZM139 166H141V165H139ZM147 166V165H146ZM153 166V165H152ZM162 167H163V165H161ZM160 166V167H161ZM188 166H186V167H188ZM1 167V166H0ZM7 167H4V170H5V168L6 169H8ZM19 167V166H18ZM21 167V166H20ZM28 167V166H27ZM37 167V166H36ZM35 167V168H36ZM81 167H82V165H81ZM124 167V166H123ZM143 167V166H142ZM148 167H149V165H148ZM158 167V166H157ZM167 167H168V164H167ZM184 167H185V164H184ZM2 168H3V166H2ZM1 168V169H2ZM12 168V167H11ZM14 168V167H13ZM13 168L11 169V170H13ZM29 168V167H28ZM28 168L26 169L27 171H28ZM44 168V167H43ZM84 168H85V165H84ZM114 168V167H113ZM116 168V167H115ZM127 168H128V166H127ZM131 168H132V165H131ZM144 168H145V166H144ZM156 168V167H155ZM165 168V167H164ZM182 168V167H181ZM242 168H244V170H245V167L243 166ZM0 169V170H1ZM10 169V168H9ZM21 169V168H20ZM30 169H32V168H30ZM39 169V168H38ZM76 169H77V167H76ZM80 169V168H79ZM78 169V170H79ZM133 169V168H132ZM183 169V168H182ZM22 170H23V166H22ZM25 170V169H24ZM24 170H23V172H24ZM40 170V169H39ZM47 170V169H46ZM49 170V169H48ZM85 170V169H84ZM115 170V169H114ZM123 170V169H122ZM127 170V169H126ZM140 170V169H139ZM138 170V171H139ZM181 170V169H180ZM187 170H188V168H187ZM190 170V169H189ZM192 170V169H191ZM196 170V169H195ZM6 171V170H5ZM7 171H9V170H7ZM18 171V170H17ZM31 171H33V170H30V172ZM37 171V170H36ZM50 171V170H49ZM81 171V170H80ZM79 171V173L77 174V172H76V175L75 176H72V178H70V179H66V178H62V179H54V178H56V176H54V178H52V177H42V178H40L39 179V181H42L44 184H46V185H48L49 186V188L51 189V190H49V191H51V194L53 195V194H58V196H60V197H62L63 198V200H64V204H66L67 206H68V208H70V209H72V211H73V213H75V214H79L80 216H84L86 219L85 220H82V221H84L83 223H85L88 227H89V232H90V236H89V238H90V240L94 243V246H89V248L91 247V249H90V255L88 254V253H86L85 252V254H88L89 255V257L91 256V258L94 260V264H134L135 262H136V264L137 263H140L141 262V260L143 261V260H156L157 259V257L161 254V252H163L164 250H165V248L167 247V244H169V243H171L173 240H175V241H179L181 238H180V236L178 235H172L173 233H177L178 232V230H177V228L175 227V226H173V227H170V226H166V225H160V224H158V225H155L152 229H149V227H148V231L147 232H144V231H142V229L141 230H139L138 229V227H136L135 226V224L133 225V224H127L128 222H130L129 221V214H128V211L125 209V207H127V205H129L130 203H131V200H133L132 198L133 197H130V198H128L127 200L128 201H125V200H123L122 198H124V195L123 194H120V193H118V192H113V191H109L108 190V188H107V183H105L103 180H104V178H101V179H103V180H101V181H103V182H101L100 180H98L97 179V176H94V177H96V178H94V177H89L88 176V178H87V176L85 177V176H82ZM98 171V170H97ZM140 171H142V168H141V170ZM139 171V172H140ZM153 171V170H152ZM154 171H155V169H154ZM182 171V170H181ZM184 171V170H183ZM4 172V171H3ZM43 172H45V170L43 171ZM56 172V171H55ZM136 172V171H135ZM138 172V173H139ZM145 172V171H144ZM143 172V173H144ZM185 172L187 173V171L185 170ZM188 172H190V171H188ZM246 172H247V170H246ZM6 173V172H5ZM5 173H3V174H5ZM8 173V172H7ZM26 173V172H25ZM27 173H29V172H27ZM26 173V174H27ZM49 173V172H48ZM69 173H71V172H69ZM75 173V172H74ZM86 173V172H85ZM125 173H127V172H125ZM124 173V174H125ZM130 173H131V171H130ZM133 173V172H132ZM140 173H142V172H140ZM139 173V174H140ZM142 173V174H143ZM153 173V172H152ZM160 173V172H159ZM197 173V172H196ZM2 174V175H3ZM9 174V173H8ZM20 174V173H19ZM24 174V173H23ZM30 174V173H29ZM33 174H34V172H33ZM44 174V173H43ZM45 174H46V172H45ZM54 174V173H53ZM56 174V173H55ZM94 174V173H93ZM116 174V173H115ZM114 174V175H115ZM118 174V173H117ZM129 174V173H128ZM158 174V173H157ZM164 174V173H163ZM178 174V173H177ZM192 174H193V172H192ZM192 174H188V175H192ZM195 174V173H194ZM199 174V173H198ZM197 174V175H198ZM238 174V173H237ZM242 174V173H241ZM12 175H14V174H12ZM21 175V174H20ZM32 175V174H31ZM35 175V174H34ZM37 175H38V173H37ZM37 175H35V176H37ZM65 175V174H64ZM87 175V174H86ZM91 175V174H90ZM109 175H111L110 173H109ZM121 175V174H120ZM130 175V174H129ZM129 175H126V177L127 178H129L128 176ZM136 175H138V174H136ZM141 175V174H140ZM180 175V174H179ZM179 175H177V176H179ZM5 176V175H4ZM10 176H11V174H10ZM16 176V175H15ZM17 176H19V175H17ZM16 176V177H17ZM30 176V175H29ZM46 176V175H45ZM51 176V175H50ZM53 176V175H52ZM58 176V175H57ZM66 176H67V174H66ZM124 176V175H123ZM134 176V175H133ZM145 176H147V175H145ZM151 176V175H150ZM149 176V177H150ZM153 176V175H152ZM156 176V175H155ZM174 176V175H173ZM11 177H13V176H11ZM24 177V176H23ZM107 177H109V176H107ZM110 177H112V176H110ZM122 177V176H121ZM125 177V178H126ZM130 177H132V176H130ZM139 177V176H138ZM179 177H181V175L179 176ZM185 177V176H184ZM198 177V176H197ZM256 177V176H255ZM1 178H3V176L1 177ZM14 178V177H13ZM20 178V177H19ZM30 178V177H29ZM32 178V177H31ZM60 178V177H59ZM114 178V177H113ZM112 178V179H113ZM127 178H126V180H127ZM143 178V177H142ZM175 178H176V175H175ZM174 178V179H175ZM27 179V178H26ZM134 179H135V177H134ZM133 179V180H134ZM147 179H148V177H147ZM147 179H145V181H147ZM8 180V179H7ZM28 180V179H27ZM36 180H37V178H36ZM130 180V179H129ZM138 180V179H137ZM258 180V179H257ZM30 181H32V179H30ZM115 181V180H114ZM139 181V180H138ZM155 181V180H154ZM164 181V180H163ZM175 181V180H174ZM173 181V182H174ZM200 181V180H199ZM198 181V182H199ZM204 181V180H203ZM202 181V182H203ZM2 182H5V181H1V183ZM8 182V181H7ZM10 182H12V180L10 181ZM9 182V183H10ZM13 182H14V180H13ZM20 182V181H19ZM22 182V181H21ZM24 182V181H23ZM29 182V181H28ZM41 182V183H42ZM110 182H113V181H110ZM148 182V181H147ZM146 182V183H147ZM192 182V181H191ZM195 182V181H194ZM193 182V183H194ZM197 182V183H198ZM256 182V181H255ZM18 183V182H17ZM40 183V184H41ZM155 183V182H154ZM163 183V182H162ZM170 183H171V181H170ZM179 183H180V181H179ZM205 183H206V181H205ZM238 183V182H237ZM254 183V182H253ZM12 184H14V183H12ZM16 184V183H15ZM35 184V183H34ZM43 184V185H44ZM128 184V183H127ZM130 184V183H129ZM129 184H128V186H129ZM136 184V183H135ZM167 184V183H166ZM196 184V183H195ZM3 185H4V183H3ZM17 185V184H16ZM19 185V184H18ZM31 185H33L32 183H31ZM30 185V186H31ZM45 185V186H46ZM159 185V184H158ZM176 185H178L177 183H176ZM175 185V186H176ZM203 185V184H202ZM201 185V186H202ZM206 185V184H205ZM257 185V184H256ZM256 185H255V188H256ZM34 186H36V185H34ZM39 186V185H38ZM104 186H105V188H104ZM145 186V185H144ZM165 186H167V185H165ZM173 186V185H172ZM178 186H181V184H179ZM183 186V185H182ZM188 186V185H187ZM187 186H185L186 188H187ZM190 186V185H189ZM1 187V186H0ZM8 187V185L6 186V188ZM22 187H23V184H22ZM104 188V190H103V188ZM112 187V186H111ZM130 187H131V185H130ZM134 187V186H133ZM177 187V186H176ZM192 187V186H191ZM190 187V188H191ZM196 187V186H195ZM203 187H204V185H203ZM206 188H207V186H205ZM251 187H252V184H251ZM5 188V189H6ZM15 188H16V186H15ZM36 188H38V187H36ZM143 188V187H142ZM146 188V187H145ZM152 188V187H151ZM167 188V187H166ZM171 188V187H170ZM169 188V190H172V189H170ZM182 188V187H181ZM200 188H202V187H200ZM199 188V189H200ZM206 188H205V190H206ZM260 188V187H259ZM8 189V188H7ZM10 189V188H9ZM33 189H35V187L33 188ZM44 189V188H43ZM128 189V188H127ZM141 189V188H140ZM161 189V188H160ZM177 189H178V187H177ZM209 189V188H208ZM252 189V188H251ZM261 189V188H260ZM22 190H24V189H22ZM22 190H20V192L22 193ZM29 190V189H28ZM45 190H46V188H45ZM48 190V189H47ZM126 190V189H125ZM129 190V189H128ZM143 190V189H142ZM144 190H146V189H144ZM150 190V189H149ZM168 190V191H169ZM178 190H180V187H179V189ZM177 190V191H178ZM182 190V189H181ZM187 190V189H186ZM196 190V189H195ZM198 190V189H197ZM196 190V191H197ZM211 190V191H212ZM255 190V189H254ZM257 191H258V189H256ZM10 191H12V190H10ZM36 191V190H35ZM40 191V190H39ZM42 191V190H41ZM116 191V190H115ZM121 191V190H120ZM127 191V190H126ZM138 191V190H137ZM153 191V190H152ZM162 191V190H161ZM165 191H167V190H165ZM176 191V192H177ZM188 191H190V190H188ZM194 191V190H193ZM201 191V190H200ZM199 191V192H200ZM6 192V191H5ZM7 192H9V190L7 191ZM19 192V193H20ZM37 192V191H36ZM44 192V191H43ZM47 192V191H46ZM138 192H140V191H138ZM171 192V191H170ZM179 192V191H178ZM181 192V191H180ZM190 192H192V189H191V191ZM201 192H203V190L201 191ZM215 192H214V194H215ZM238 192V191H237ZM240 192V191H239ZM3 192L1 191V189H0V195L2 194ZM12 193V192H11ZM18 193V192H17ZM27 193V192H26ZM30 193V192H29ZM38 193V192H37ZM40 193V192H39ZM124 193V192H123ZM131 193H132V191H131ZM136 193V192H135ZM142 193V192H141ZM140 193V194H141ZM157 193V192H156ZM163 193V192H162ZM169 193V192H168ZM174 193H175V191H174ZM184 193V192H183ZM193 193V192H192ZM192 193H191V195H192ZM206 193V192H205ZM216 193V194H217ZM250 193H251V191H250ZM256 193V192H255ZM261 193V192H260ZM260 193H259V196H260ZM6 194V193H5ZM16 194V193H15ZM40 194H42V193H40ZM128 194V193H127ZM137 194V193H136ZM139 194V195H140ZM165 194H166V192H165ZM164 194V195H165ZM202 194V193H201ZM208 194H209V192H208ZM252 194H253V192H252ZM24 195V194H23ZM26 195V194H25ZM24 195V196H25ZM33 195V194H32ZM45 195V194H44ZM50 195V194H49ZM133 195V194H132ZM144 195V194H143ZM172 195V194H171ZM178 195V194H177ZM186 195V194H185ZM194 195V194H193ZM207 195V194H206ZM237 195V194H236ZM255 195V194H254ZM10 196H11V194H10ZM141 196V195H140ZM139 196V197H140ZM150 196H152V195H150ZM156 196V195H155ZM161 196V195H160ZM170 196V195H169ZM204 196V195H203ZM209 197H210V195H208ZM231 196H232V194H231ZM241 196H242V194H241ZM253 196V195H252ZM3 197H4V195H3ZM15 197V196H14ZM34 197V196H33ZM45 197V196H44ZM51 196H49L48 198H50ZM56 197V196H55ZM54 197V198H55ZM167 197H168V194H167ZM172 197V196H171ZM195 197V196H194ZM220 197V196H219ZM219 197H218V199H219ZM243 197V196H242ZM5 198V197H4ZM39 198V197H38ZM47 198V197H46ZM47 198V199H48ZM127 198V197H126ZM156 198V197H155ZM170 198V197H169ZM229 198V197H228ZM245 198H246V196H245ZM10 199H11V197H10ZM45 198H42V199H40L39 201H37V200H31L30 199V202L29 203H24L22 206L20 205L19 207H18V209L15 207L16 206V204L18 205L19 203H16L14 206H12L10 203V201H5V202H3L2 203V205H1V213H0V222H2V223H8L11 219H16V218H19L20 216H22V213H19V214H15V215H13L12 214V212L14 211V207L17 209V210H21V212H24V210L26 211V213H25V215L23 216L24 218H25V220H23L22 219V221H25L24 222V224L26 223V225L27 224H29L27 227H29V226H33L32 228H30V230L28 231V236L31 238V240L32 239H34V238H36L37 237V235H40L39 234V231H41V230H43V229H41L40 230V224H41V222L44 220V217L47 215L48 216V210H49V208H44V213H42V212H40L39 211V206H40V203H42V200H44ZM56 199V198H55ZM54 199V200H55ZM177 199V198H176ZM190 199V198H189ZM199 199V198H198ZM221 199V198H220ZM224 199H226V197H224L223 198V201H224ZM236 199H237V197H236ZM250 199H251V197H250ZM259 200H261L260 198H258ZM13 200V199H12ZM11 200V201H12ZM24 200H26L25 198H24ZM53 200V199H52ZM54 200H53V202H54ZM60 200H61V198H60ZM142 200V199H141ZM145 200H147V199H145ZM145 200H143V202L145 201ZM150 200V199H149ZM162 200V199H161ZM258 200V201H259ZM4 201V200H3ZM22 201V200H21ZM37 201V203L34 205V202H36ZM45 201V200H44ZM135 201V200H134ZM133 201V202H134ZM188 201V200H187ZM191 201V200H190ZM190 201H189V203H190ZM250 201V200H249ZM17 202V201H16ZM28 202V201H27ZM154 202V201H153ZM162 202H165V201H162ZM226 202H228V201H226ZM243 202H244V200H243ZM246 202V201H245ZM135 203V202H134ZM149 203V202H148ZM259 204H258V207L260 208V209H262L263 211H264V186H263V198H262V200L261 201H259L258 202ZM58 204H59V202H58ZM153 204H155V203H153ZM158 204H160L159 203V201H158ZM166 204V203H165ZM175 204V203H174ZM195 204V203H194ZM246 204V203H245ZM133 205V204H132ZM149 205V204H148ZM234 205V204H233ZM57 206V205H56ZM61 206V205H60ZM64 206V205H63ZM62 206V207H63ZM138 206V205H137ZM150 206V205H149ZM66 207V206H65ZM156 208H157V206H155ZM159 207V206H158ZM162 207V206H161ZM164 208H165V206H163ZM244 207V206H243ZM250 207V206H249ZM57 208V207H56ZM135 208V207H134ZM151 208V207H150ZM155 208V209H156ZM160 208V207H159ZM163 208V211L165 210ZM22 209H24V210H22ZM63 209V208H62ZM61 209V210H62ZM145 209H148V208H145ZM153 209V208H152ZM259 209V210H260ZM16 210V211H17ZM61 210H59L60 212H61ZM67 210V209H66ZM69 210V209H68ZM131 210V209H130ZM133 210V209H132ZM150 210V209H149ZM157 210V209H156ZM230 210V209H229ZM244 210V209H243ZM65 211V210H64ZM138 211V210H137ZM139 211H141V213H142V211H143V209L141 210V209H139ZM144 211H146V210H144ZM155 211V210H154ZM184 211V210H183ZM68 212V211H67ZM130 212V211H129ZM153 212V211H152ZM151 212V213H152ZM72 213V214H73ZM131 213V212H130ZM148 213V212H147ZM193 213V212H192ZM259 213V212H258ZM257 213V214H258ZM52 214V213H51ZM67 214V213H66ZM69 214V213H68ZM67 214V216H68V218H69V216L70 215H68ZM71 214V213H70ZM144 214V213H143ZM152 215V214H151ZM154 215H155V213H154ZM157 215V214H156ZM156 215H155V217H156ZM159 215V214H158ZM164 215V214H163ZM59 216V215H58ZM61 216V215H60ZM79 216V217H80ZM134 216H135V213H134ZM138 216V215H137ZM139 216H140V214H139ZM207 216V215H206ZM144 217V216H143ZM226 217V216H225ZM234 217V216H233ZM262 217V216H261ZM47 218V217H46ZM54 218H56V217H54ZM140 218V217H139ZM207 218V217H206ZM29 219H32V221L31 222H29ZM60 219H62V217L60 218ZM65 219H67V218H65ZM45 220H47V219H45ZM50 220V219H49ZM48 220V221H49ZM52 220V219H51ZM69 220V219H68ZM78 220H79V218H78ZM132 220V219H131ZM134 220V219H133ZM144 220V219H143ZM157 220V217L155 218V220L154 221H156ZM233 220V219H232ZM21 221V222H22ZM47 221V222H48ZM53 221V220H52ZM51 221V222H52ZM54 221H59V220H54ZM138 221V220H137ZM149 221H150V219H149ZM153 221V220H152ZM160 222H161V220H159ZM218 221V220H217ZM262 221V220H261ZM20 222V221H19ZM51 222H50V225H51ZM132 222H134V221H132ZM207 222V221H206ZM46 223V222H45ZM148 223V222H147ZM168 223H169V221H168ZM200 223V222H199ZM228 223V222H227ZM16 224H17V226H18V222H16ZM47 224V223H46ZM139 224V223H138ZM150 224V223H149ZM153 224V223H152ZM156 224H157V222H156ZM167 224V223H166ZM221 224H223V223H221ZM233 224V223H232ZM21 225H22V223H21ZM21 225L19 224V226L21 227ZM49 225V226H50ZM52 225H53V223H52ZM79 225V224H78ZM77 225V226H78ZM143 225H145V224H143ZM195 225V224H194ZM228 225V224H227ZM227 225H226V227H227ZM16 226V228H17V230H18V228L19 227H17ZM23 226V225H22ZM25 226V225H24ZM48 226V225H47ZM55 226V225H54ZM53 226V227H54ZM74 226H76V224L74 225ZM84 226V225H83ZM142 226V225H141ZM147 226V225H146ZM181 226V225H180ZM235 226V225H234ZM42 227V226H41ZM68 227V226H67ZM70 227V226H69ZM79 227H81V225L79 226ZM259 227V226H258ZM15 228V229H16ZM48 228H50V227H48ZM47 228V229H48ZM70 228H72V227H70ZM150 228H151V226H150ZM181 228V227H180ZM195 228V227H194ZM198 228V227H197ZM232 228V227H231ZM230 228V229H231ZM25 229V228H24ZM23 229V230H24ZM47 229H45V231L47 230ZM52 229V228H51ZM50 229V230H51ZM54 229V228H53ZM52 229V230H53ZM73 229H75V228H73ZM224 229V228H223ZM227 229V228H226ZM229 229V228H228ZM26 230V229H25ZM49 230V229H48ZM76 230V229H75ZM80 230H82V229H80ZM79 230V231H80ZM85 230V229H84ZM27 231V230H26ZM72 231V230H71ZM83 231V230H82ZM261 231V230H260ZM14 232V231H13ZM18 232V231H17ZM47 232V231H46ZM52 231H49V233H51ZM69 232V231H68ZM75 232V231H74ZM87 232V231H86ZM85 232V233H86ZM264 232V231H263ZM10 233H11V231H10ZM20 233V232H19ZM67 233V232H66ZM77 232H75L74 234H76ZM80 233V232H79ZM78 233V234H79ZM262 233V232H261ZM8 234V233H7ZM16 234V233H15ZM47 234V233H46ZM81 234L82 233H80L79 235H80V238H81ZM87 234V233H86ZM212 234V233H211ZM258 234V233H257ZM260 234V233H259ZM53 235H54V233H53ZM69 235V234H68ZM187 235V234H186ZM185 235V236H186ZM1 236V235H0ZM16 237H18L17 235H15ZM14 236V237H15ZM27 236V237H28ZM62 236L64 237L63 239L66 241V236H65V233L64 234H62ZM71 236V235H70ZM70 236H68L69 238H70ZM75 236V235H74ZM73 236V237H74ZM78 236V235H77ZM76 236V237H77ZM83 236H84V234H83ZM224 236V235H223ZM262 236V235H261ZM40 236H38V238H39ZM55 237V236H54ZM54 237H52V236H49L48 238H47V241L49 242V244L53 241V239H54ZM86 237H87V235H86ZM170 237V238H169ZM260 237V236H259ZM59 238V237H58ZM77 238H79V237H77ZM88 238V237H87ZM213 239H214V237H212ZM255 238H258V236L257 237H255ZM261 238V237H260ZM264 238V237H263ZM10 240H11V237L9 238ZM8 239V240H9ZM14 239V238H13ZM17 239V238H16ZM15 239V240H16ZM24 239V238H23ZM76 239V238H75ZM75 239H73V241L75 240ZM241 239V238H240ZM44 240V239H43ZM59 241H60V239H58ZM62 240V239H61ZM87 240V239H86ZM223 240V239H222ZM222 240H220V241H222ZM228 240V239H227ZM77 241H80L79 239H77ZM187 241V240H186ZM201 241V240H200ZM6 242H8V241H6ZM6 242H4V243H6ZM12 242V244H13V242L14 241H11ZM16 242H17V240H16ZM35 242V241H34ZM56 242V241H55ZM70 242V241H69ZM76 242V241H75ZM90 242V241H89ZM92 242H90V243H92ZM182 242H183V240H182ZM237 242V241H236ZM259 242H261V241H259ZM23 243V242H22ZM29 243V242H28ZM33 242L31 241L30 242V244H32ZM37 243V242H36ZM42 243H43V241H42ZM61 243V242H60ZM71 243V242H70ZM86 243V242H85ZM87 243H88V241H87ZM215 243V242H214ZM225 243V242H224ZM239 243V242H238ZM7 244V243H6ZM26 243H24V245H25ZM53 244V243H52ZM57 244V243H56ZM84 244V243H83ZM173 244V243H172ZM217 246H218V244L220 245V243H215ZM3 245V244H2ZM9 245H11V244H9ZM23 245V244H22ZM33 245V244H32ZM39 245V244H38ZM71 245V244H70ZM178 245H179V243H178ZM187 245V244H186ZM27 246V245H26ZM25 246V247H26ZM50 246H51V244H50ZM57 246H58V244H57ZM73 246V245H72ZM71 246V247H72ZM86 246V245H85ZM210 246H211V244H210ZM1 247V246H0ZM4 247H6V246H4ZM24 247V246H23ZM28 247H29V245H28ZM74 247V249L76 248L75 246H73ZM81 247V246H80ZM82 247H83V245H82ZM170 247V246H169ZM181 247V246H180ZM226 247V246H225ZM264 247V246H263ZM2 248H3V246H2ZM44 248H45V246H44ZM55 248H56V245H55ZM54 248V249H55ZM183 248H184V246H183ZM214 248V247H213ZM7 249V248H6ZM38 249V248H37ZM56 249H58V248H56ZM83 249V248H82ZM224 249V248H223ZM2 250V249H1ZM26 250V249H25ZM76 250H78V249H76ZM85 250H87V248L85 249ZM173 250V249H172ZM172 250H171V253H172ZM5 251H7V250H5ZM5 251H3V253L5 252ZM34 251V250H33ZM37 251V250H36ZM35 251V252H36ZM43 251V250H42ZM55 251V250H54ZM88 251V250H87ZM169 251V250H168ZM12 252V251H11ZM78 252V251H77ZM89 252V251H88ZM24 253H26V252H24ZM57 253H59V252H57ZM83 253L84 252H82V255H83ZM168 253V252H167ZM179 253V252H178ZM138 254H140V255H142L143 257L141 258V259H139V258H137L136 256L138 255ZM163 254V253H162ZM4 255V254H3ZM2 255V256H3ZM7 255V254H6ZM11 255V254H10ZM23 255V254H22ZM26 255V254H25ZM57 255V254H56ZM55 255V256H56ZM59 255V254H58ZM67 255V254H66ZM79 255H81V253L79 254ZM171 255V254H170ZM7 256H9V254L7 255ZM41 256V255H40ZM3 257H5V256H3ZM2 257V258H3ZM10 257H13L12 255L10 256ZM20 257V256H19ZM22 257V256H21ZM34 257V259H35V255L33 256ZM161 257H163V256H161ZM189 257V256H188ZM6 258V257H5ZM40 258V257H39ZM52 258H54L53 256H52ZM59 258H61V257H59ZM58 258V259H59ZM66 258V257H65ZM170 258V257H169ZM169 258H167L168 260H169ZM12 259V258H11ZM13 259H15V254H14V258ZM17 259V258H16ZM33 258H32V260H34ZM80 259H83V258H80ZM89 259V258H88ZM160 259V258H159ZM163 259V258H162ZM182 259V258H181ZM6 260V259H5ZM4 260V261H5ZM10 260V259H9ZM19 260V259H18ZM25 260V259H24ZM32 260H31V263H32ZM37 261H39L38 260V258L36 259ZM51 260V259H50ZM55 260V259H54ZM53 260V261H54ZM61 261H62V259H60ZM75 260H76V258H75ZM75 260H73V261H75ZM91 260V259H90ZM174 260V259H173ZM176 260V259H175ZM184 260V259H183ZM187 260V259H186ZM15 261V260H14ZM37 261H36V263H37ZM44 261V260H43ZM52 261V260H51ZM59 261V260H58ZM81 260H79V262H80ZM164 261V260H163ZM7 262H8V259H7ZM10 262V261H9ZM13 262V261H12ZM26 262V261H25ZM56 262V261H55ZM79 262H77L78 264H79ZM84 262H86V260L84 261H82L81 263H84ZM156 262H157V260H156ZM172 262V261H171ZM176 262V261H175ZM177 262H178V260H177ZM182 262H184V261H182ZM181 262V263H182ZM206 262V261H205ZM5 263V262H4ZM14 264H16L15 262H13ZM28 263H29V260H28ZM35 263V264H36ZM41 263V262H40ZM40 263H38V264H40ZM44 263V262H43ZM51 263V262H50ZM57 263V262H56ZM62 263H64L63 261H62ZM66 263V262H65ZM64 263V264H65ZM87 263V262H86ZM90 263V262H89ZM91 263H92V260H91ZM90 263V264H91ZM195 263V262H194ZM8 264V263H7ZM18 264H19V262H18ZM55 264V263H54ZM67 264V263H66ZM70 264V263H69ZM149 264V263H148ZM158 264H166L165 262H162V261H160V262H158Z\"/></svg>",
  "mask_w": 264,
  "mask_h": 264
}]
</instances>
